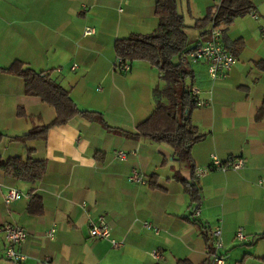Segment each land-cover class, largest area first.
<instances>
[{"label": "crops", "instance_id": "0c3cea01", "mask_svg": "<svg viewBox=\"0 0 264 264\" xmlns=\"http://www.w3.org/2000/svg\"><path fill=\"white\" fill-rule=\"evenodd\" d=\"M186 1V11L182 0L177 10L195 33L191 48L206 38V29L193 25L217 0ZM251 1L257 18L245 13L220 27L223 46L237 48L228 75L212 80L204 61L190 63L191 87L211 102L191 112L204 137L192 145L189 164L175 160L168 143L117 134L79 116L49 128L44 139L15 141L12 136L49 123L55 109L26 94L21 77L0 73V161L28 148L33 159L46 162L34 184L0 169V225L26 231L16 246L26 258L18 263L4 257L0 235V264H176L178 259L207 264L201 225L220 226L224 264H264V237H255L264 233V183H259L264 181V115L257 117L264 100V0ZM154 11V0H0V66L21 60L34 70H51L78 107L100 111L111 127L133 130L153 111V88L162 81L145 61L118 70L113 44L133 32H151L157 25ZM86 26L95 32L83 36ZM238 39L241 49L234 45ZM118 150L128 157L119 159ZM212 155L226 169L197 176L196 169L208 166ZM236 158L243 165L232 169ZM132 168L145 183L129 180ZM188 183L196 184V200L185 189ZM9 187L40 195L42 212L31 214L28 198L5 205ZM99 215L121 245L88 235L89 221ZM143 221L158 232L143 227ZM53 226L50 239L46 232ZM239 229L243 241L235 238ZM153 250L158 258L150 255Z\"/></svg>", "mask_w": 264, "mask_h": 264}, {"label": "trees", "instance_id": "16d2710c", "mask_svg": "<svg viewBox=\"0 0 264 264\" xmlns=\"http://www.w3.org/2000/svg\"><path fill=\"white\" fill-rule=\"evenodd\" d=\"M154 1L156 27L149 33L133 32L126 37L117 38L113 44L116 57L130 62L145 61L160 73L162 84L153 88L154 109L148 117L138 122L133 130L111 127L100 111L78 107L69 90L52 76L51 70L37 71L21 60H14L7 66H0V73L21 77L24 92L35 95L53 106L55 117L49 123L34 125L25 133L12 136L11 139L23 144L30 139H44L49 128L67 124L72 118L79 116L87 121H97L117 134L168 143L173 148L175 160L189 164L192 160L191 147L201 140L204 134L198 131L191 120V112L197 105L195 96L191 94V83H186V79L192 77L190 63L183 58V54L192 49L187 45L185 29L188 26L177 10L178 0ZM252 8L251 0H220L213 10L198 18L193 27L206 29L203 33H207L211 24L227 27L237 16L248 13ZM235 44L241 49L240 39L236 40ZM224 48L233 55L237 52V48L234 49L232 46L224 45ZM18 113L24 114L22 110ZM262 115L264 100L257 117ZM3 137L4 134L0 132V140ZM31 154L32 150L26 148L24 155L18 154L6 161H0V169L6 175L34 184L45 173L46 162L33 159ZM185 189L193 200L197 199L196 184L188 183ZM28 195L27 210L31 214L41 213L43 204L40 195L32 192ZM201 228L206 241V263L211 264L214 252L211 229L203 225ZM255 237H264V233ZM176 264L190 263L186 259H178Z\"/></svg>", "mask_w": 264, "mask_h": 264}, {"label": "built area", "instance_id": "2783aa9c", "mask_svg": "<svg viewBox=\"0 0 264 264\" xmlns=\"http://www.w3.org/2000/svg\"><path fill=\"white\" fill-rule=\"evenodd\" d=\"M220 0H217L219 2ZM252 17L257 18V14L250 10L248 12ZM95 29L91 26H86L83 29V36L92 35ZM261 35L264 36V27L261 28ZM222 31L219 26L211 24L206 33V38L204 40L198 41L195 47L183 54V58L189 63H195L198 61H204L206 63L207 73L212 80L223 79L231 71L233 65L236 62V57L226 50L222 44ZM115 67L122 71L127 72L131 68V62L127 59L117 57L115 60ZM76 64L73 65V68ZM191 94L196 98L197 106L208 105L211 102L210 98L200 97V89L197 86L191 87ZM117 157L121 160H125L129 153L124 150H118L116 152ZM243 165L242 158L233 159L230 163V168L237 169ZM222 169L225 170L226 166L219 160L216 155L211 156V162L208 166L204 168L196 169L195 173L197 176L202 175L212 169ZM129 180L137 183H145V177L138 172L137 169L132 168L128 176ZM259 183H264V181L259 180ZM28 194H24L15 188H7L3 194V202L8 205L16 200L22 198H28ZM199 210L196 209L194 214L197 215ZM143 227L147 229H152L158 232V228L152 225L148 221L142 222ZM212 244L214 247V252L212 254L211 264H224V258L220 253L222 247L221 238V228L220 226H214L211 228ZM55 227H51L47 230L46 235L48 238L52 239L54 237ZM0 235L5 239L6 245L4 248V257L14 263L22 262L25 260L26 255L19 252L16 246L23 242L26 238V231L23 227L17 224L4 223L0 225ZM88 235L91 238H106L109 239L113 247L121 245V242L116 241L111 236V228L103 215H99L96 219L90 220L88 224ZM235 238L239 241L246 239L245 234L241 229L237 230L235 233ZM153 258H158L159 253L155 250L150 252Z\"/></svg>", "mask_w": 264, "mask_h": 264}, {"label": "rangeland", "instance_id": "374dc122", "mask_svg": "<svg viewBox=\"0 0 264 264\" xmlns=\"http://www.w3.org/2000/svg\"><path fill=\"white\" fill-rule=\"evenodd\" d=\"M179 1V0H178ZM182 2H183V7H184V9H185V11H186V5H187V1L186 0H182ZM181 10L179 9V12H180ZM185 13V12H184ZM186 15V14H185ZM186 17V16H185ZM188 18L186 17V20H187ZM192 29H190V27H189V25H188V27L185 29V31H186V33H187V45H192L194 42H195V40H196V36H195V33L194 32H192L191 31ZM135 61H137V60H135ZM186 83H191V78H187L186 79ZM8 260V259H7ZM9 262H11L10 260H9Z\"/></svg>", "mask_w": 264, "mask_h": 264}, {"label": "water", "instance_id": "95a60500", "mask_svg": "<svg viewBox=\"0 0 264 264\" xmlns=\"http://www.w3.org/2000/svg\"><path fill=\"white\" fill-rule=\"evenodd\" d=\"M195 47V45H193L191 48H194Z\"/></svg>", "mask_w": 264, "mask_h": 264}]
</instances>
